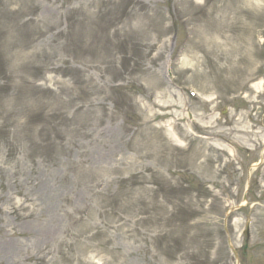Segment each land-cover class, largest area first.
Here are the masks:
<instances>
[{
  "label": "rangeland",
  "instance_id": "rangeland-1",
  "mask_svg": "<svg viewBox=\"0 0 264 264\" xmlns=\"http://www.w3.org/2000/svg\"><path fill=\"white\" fill-rule=\"evenodd\" d=\"M0 264H264V0H0Z\"/></svg>",
  "mask_w": 264,
  "mask_h": 264
},
{
  "label": "bare ground",
  "instance_id": "bare-ground-1",
  "mask_svg": "<svg viewBox=\"0 0 264 264\" xmlns=\"http://www.w3.org/2000/svg\"><path fill=\"white\" fill-rule=\"evenodd\" d=\"M219 134H220V133L214 134V133H213V130H212L211 134L208 133V136H219ZM207 140H208V139H207ZM207 140H206V141H207Z\"/></svg>",
  "mask_w": 264,
  "mask_h": 264
}]
</instances>
